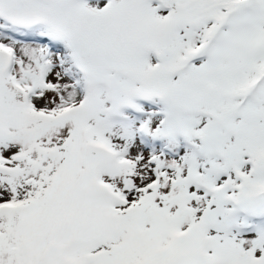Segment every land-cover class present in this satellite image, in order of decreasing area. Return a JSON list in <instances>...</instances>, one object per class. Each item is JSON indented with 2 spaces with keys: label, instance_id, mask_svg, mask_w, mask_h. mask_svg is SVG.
<instances>
[{
  "label": "snow or ice",
  "instance_id": "obj_1",
  "mask_svg": "<svg viewBox=\"0 0 264 264\" xmlns=\"http://www.w3.org/2000/svg\"><path fill=\"white\" fill-rule=\"evenodd\" d=\"M0 264H264V0H0Z\"/></svg>",
  "mask_w": 264,
  "mask_h": 264
}]
</instances>
